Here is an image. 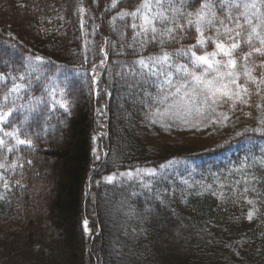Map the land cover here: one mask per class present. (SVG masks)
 <instances>
[{
  "label": "trees",
  "instance_id": "16d2710c",
  "mask_svg": "<svg viewBox=\"0 0 264 264\" xmlns=\"http://www.w3.org/2000/svg\"><path fill=\"white\" fill-rule=\"evenodd\" d=\"M112 3L0 0V264H264V131L215 144L147 137V110L169 84L133 75V62L162 49L134 43L131 18L119 19L141 0ZM200 5L183 0L185 27L164 51L197 44L186 16ZM254 55L253 121L264 44Z\"/></svg>",
  "mask_w": 264,
  "mask_h": 264
},
{
  "label": "snow or ice",
  "instance_id": "6c2138e0",
  "mask_svg": "<svg viewBox=\"0 0 264 264\" xmlns=\"http://www.w3.org/2000/svg\"><path fill=\"white\" fill-rule=\"evenodd\" d=\"M197 2L201 3V8L195 13H187L186 16L187 25L195 27V31L198 33L197 44L191 45L186 51L173 53H168L163 50L165 40L162 38L167 37L168 42H171L175 40L174 34L176 30L184 29L185 25L180 24L175 16L176 13H181L183 0H178V3H173L172 0H168L167 7L164 5V0H141L140 5L133 11L123 10L118 13L119 19L121 20L125 19V17L131 18L132 22L128 27L135 33L133 39L134 43L139 42L141 46H143L147 41H136L135 37H150L151 41H158L162 49L159 55L148 56L134 61L132 74H139L141 76L163 75L170 85H173L174 79L177 81V84L173 85L174 91L173 89H169L168 93L156 98L157 104H163L165 101L171 102L164 108V111L157 108L156 112L152 114L153 117L163 116L173 108H186L191 110L195 107L196 110L199 111V105L207 104L209 100H211L212 103H217L221 97L232 99L234 95H238V93L233 92L229 87L230 85H235L237 89H242V86L237 83L238 75L232 71H223L222 69H234L236 67V61L232 58V52L239 47V41L235 39V37L241 36V32L237 31V29L242 28V25L239 23V16H244L245 22L251 26L252 33H256L259 24H264V17L257 16L259 23L253 25L252 19L248 16L247 12L239 13L235 17L229 15V21H236V28H228L225 21L216 16L214 5L210 0H197ZM115 6L116 0H113L112 7ZM218 6L223 7V4L221 3ZM229 7L244 8L247 10L257 8V4L253 0L252 3H232ZM81 11H83V9ZM168 12H172L173 15H167ZM193 15L195 19L191 18ZM116 18L117 17H113V21H115ZM214 20L223 27V32H221L220 27H217V25L213 23ZM137 21H139V23H137ZM170 24H174L175 27H169ZM210 29L215 30V39L205 35V31ZM256 34L257 39L264 44V37H261L259 33ZM221 35H224L227 41L232 42L228 44L225 41H221L219 39ZM247 39L250 43L251 34L248 35ZM209 42L215 44L217 51L204 55H197V53L192 50L198 46L203 48V46ZM255 51L260 52L261 49L257 48ZM218 55L227 57V60L222 61L216 59ZM174 56L188 57L191 68H189L187 64L177 65L173 60ZM37 59L42 60L40 57H37ZM174 68L175 73H173ZM197 69H199V71H197ZM23 78L24 77H20V79ZM0 79H3V77H0ZM12 90L15 91L16 88L14 87ZM242 90L247 91L246 88ZM163 91L164 90L161 89L162 93ZM5 100H7V97H5ZM0 119H2V117H0ZM152 123H157V119L153 118ZM6 135H11V133H6ZM3 143L4 141L0 139V144ZM17 143L31 144V141L17 138ZM9 151H11V149H9ZM0 167H2V165H0ZM111 180L112 178L109 177V181ZM249 203H251V201H249ZM251 218L252 213H249L248 219L251 220Z\"/></svg>",
  "mask_w": 264,
  "mask_h": 264
},
{
  "label": "rangeland",
  "instance_id": "374dc122",
  "mask_svg": "<svg viewBox=\"0 0 264 264\" xmlns=\"http://www.w3.org/2000/svg\"><path fill=\"white\" fill-rule=\"evenodd\" d=\"M210 2L214 5L216 16L219 17V19L224 20L228 28H236V21H229V15L235 17L239 13L247 12L248 16L252 19L253 25L259 23L257 16L264 17V0H254L257 4V8L247 10L244 8L229 7V5L232 3H252L253 0H210ZM221 3L223 4V7L218 6ZM200 8L201 5L193 13L197 12ZM191 18L195 19V16L193 15ZM213 23L216 24L217 27H220L221 32H223V27L220 26L217 21L214 20ZM239 23L242 25V28L237 29V31L241 32V36L235 37V39L239 41V47L232 52V58L236 61V67L234 69L227 68L222 70L236 73L238 75L237 83L242 86V89L246 88L247 91L237 89L235 85H230L229 87L233 90V92L238 93V95H234L232 99L221 97L217 103H212V101L209 100L207 104L199 105V111H197L195 107L191 110L186 108H173L170 109L167 114L160 117H153L152 114L156 112L157 108L164 111V108H166L171 101H165L163 104H157L155 99V101L148 108L142 125L143 131L147 137L150 138L151 136H159L161 133H166L169 136L165 138L170 141H183L186 138L194 136L198 137L202 135L204 136L200 139L202 142L215 144L222 141L224 137L230 136L233 133L243 131H264V123H262L264 122V101L260 104L254 121L252 120L249 106V85L254 77V54L258 53L255 49H261V46L263 45L260 40L257 39L256 33H259L261 37H264V24H259V27L256 29V33H252L251 26L245 22L243 15L239 16ZM249 34H251L250 43L247 39ZM205 35L211 36L213 39L216 38V32L214 29L206 30ZM219 39L228 44L232 42L227 41L224 35H221ZM213 51H217L216 47ZM104 53L107 55L105 49ZM236 53L238 55H236ZM216 59L226 61L227 57L218 55ZM197 71H199V69H197ZM175 84H177V81L173 80V85ZM173 85L169 84L160 96L168 93L169 89H173L174 91ZM153 118L157 119V123H152ZM161 137L164 138V136ZM99 138L104 140L105 134L102 133ZM153 139H156V137ZM149 145L152 150L157 148L156 145L151 142ZM96 151H99L101 157H103L106 153L102 144L98 146ZM35 194L37 195L38 193L35 192ZM36 206L39 205L37 204ZM35 211V214L39 216L43 215V219L46 218V215L42 210H38V207H36ZM108 215H111L110 212H106V216Z\"/></svg>",
  "mask_w": 264,
  "mask_h": 264
}]
</instances>
